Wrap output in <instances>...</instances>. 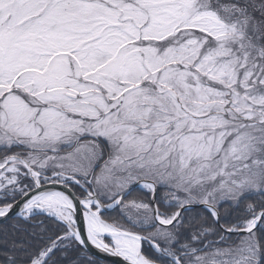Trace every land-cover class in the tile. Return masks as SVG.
Instances as JSON below:
<instances>
[{
  "label": "snow or ice",
  "instance_id": "1",
  "mask_svg": "<svg viewBox=\"0 0 264 264\" xmlns=\"http://www.w3.org/2000/svg\"><path fill=\"white\" fill-rule=\"evenodd\" d=\"M0 264H264V0H0Z\"/></svg>",
  "mask_w": 264,
  "mask_h": 264
}]
</instances>
